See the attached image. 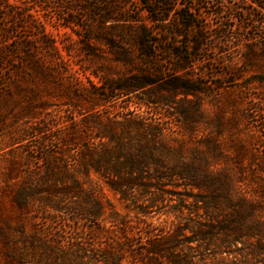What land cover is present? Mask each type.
I'll list each match as a JSON object with an SVG mask.
<instances>
[{"label":"trees","instance_id":"16d2710c","mask_svg":"<svg viewBox=\"0 0 264 264\" xmlns=\"http://www.w3.org/2000/svg\"><path fill=\"white\" fill-rule=\"evenodd\" d=\"M153 1L138 0L151 24L134 30L139 71L96 76L89 87L58 79L50 63L57 48L44 35L9 44L15 33L0 16V264H200L191 245L216 242L221 253L246 245L264 264V138L258 173L239 168L245 142H225L218 132L188 141L205 116L200 82L176 69L165 76L150 60L163 52L185 62L197 56L199 15L174 13L173 34L189 40L182 49L165 48L170 10L159 13L149 7ZM123 59L127 69L135 67L130 56ZM50 90L61 93L57 111L48 106ZM136 95L155 112L173 109L169 118H180L188 138L177 139L167 121L124 114L116 105ZM170 188L198 193L189 206L183 194L175 207L162 206L167 221L147 220L149 205L159 193L172 196ZM106 191L120 204L146 198L132 205L141 217L127 218Z\"/></svg>","mask_w":264,"mask_h":264},{"label":"rangeland","instance_id":"374dc122","mask_svg":"<svg viewBox=\"0 0 264 264\" xmlns=\"http://www.w3.org/2000/svg\"><path fill=\"white\" fill-rule=\"evenodd\" d=\"M0 5V16L6 15L4 24L15 33L9 44L27 42L34 35L41 41L44 35L54 43L57 50L52 54L55 60L50 63L58 79L66 77L74 80L75 85L89 87L87 82L96 83V76L107 79L139 71L138 65L143 59L140 52L131 47L135 41L134 30L140 24H151L138 0H0ZM149 7L159 13L170 10V24L163 35L165 48L182 49L183 42L186 45L189 40L173 34L176 28L174 13L190 9L199 15L195 20L201 27L197 33L203 39V47L197 56L186 55L189 59L185 62L163 52L150 60L153 69L163 70L165 76L169 70L176 69L184 80L200 82L202 93L198 98L205 116L197 126L198 132L188 141L202 142L203 138L218 132L221 133L219 139L225 142H245L248 150L239 168L246 173H258V140L264 138V83L258 81V76L264 78V0H154ZM133 18L135 22H127ZM7 28L5 26L4 30ZM190 40L194 41L193 38ZM2 44L6 45L5 42ZM124 54L132 58L135 67L127 69ZM52 55L42 54V57ZM49 94L48 106L57 111L61 93L50 90ZM137 98L143 96L120 98L116 105L123 108L124 114L145 115L152 118V122L154 118L167 121L173 126V135L177 139L188 138L187 133L179 129L180 118H169L173 109L164 107L155 112L139 104ZM230 120H234L233 125ZM169 190L172 196L154 193H159L161 198L153 208L149 205L152 209H147V220L167 221V216L162 215V206L175 207L179 194L185 195L184 203L189 206L193 203L190 197L198 193L190 189ZM107 194L127 218L141 217L132 205L147 204L146 198L120 204L114 196ZM217 244L219 242L211 246L193 243L190 248L200 252V264H261L258 254L247 250L246 245L238 244L237 250L221 253ZM197 258L199 256L196 257L198 261Z\"/></svg>","mask_w":264,"mask_h":264}]
</instances>
